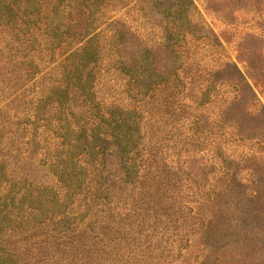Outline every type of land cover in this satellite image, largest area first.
<instances>
[{
  "label": "rangeland",
  "instance_id": "374dc122",
  "mask_svg": "<svg viewBox=\"0 0 264 264\" xmlns=\"http://www.w3.org/2000/svg\"><path fill=\"white\" fill-rule=\"evenodd\" d=\"M2 1L6 3H0V24L4 23V19H15L26 32L35 26L37 30L30 41L19 43V47L14 45L17 55L23 60L12 63L0 58V123L4 124L0 143L5 146L0 151V155H4V161L0 162V181L7 179L3 176L5 172L20 175L45 172V159L49 155L37 157L41 148L46 147L45 151H49L46 141L50 138L42 134L43 130L48 129L57 136L64 131L60 128L65 127L66 123L73 129V123H80L83 119L78 115L69 118L73 113L72 108L66 120H63L65 115L57 113L55 109L49 115L47 110L58 105L62 110L66 105L79 107L82 96H86V84L94 91L96 101L108 98L118 101L121 107L114 108L116 116H129L132 110L137 112V115L130 116L132 119L136 117L138 125L133 126L130 121L128 127L123 123L125 126L122 127L120 139L109 138L107 143L101 144L104 148L113 147L115 151L110 158L108 172H101L102 178L108 176L109 182L117 172L114 166L117 157L122 155L124 159H131L121 168L126 173L123 184L129 190L120 195L117 210L109 214L102 206L105 202H101L103 187L98 192L91 191L86 195L91 194V200L96 195V201L83 211L82 217L75 221L66 219V222L78 227L85 226L89 230L86 235L98 237L92 241V246L83 245V240L80 245H75V253H66L71 251L68 247L71 240L79 238L76 234H69L65 244L67 249L59 247L67 261L69 255L74 254L73 261L69 260L67 264H75L80 257L83 264L87 261L88 264H264V142L260 145L258 142L262 139L257 136V133L263 134L264 122L259 114L251 116L245 111L249 93L243 89V95L237 101L222 107L227 124H222L221 129H210L209 121L213 118L211 107H206L205 111L201 108L204 112L196 116L198 123L191 120L192 112L187 121L184 118L185 110L180 113L170 103L163 105L162 99L169 95L167 89L160 88L161 92L157 93L140 91L132 95L125 86L130 80L126 75L128 73L119 72L120 68H112L114 65L110 60L114 56L111 49H118V56L124 53L130 59L133 55L125 53V46H135L134 49L141 52L138 36L152 43L161 33L168 35L167 31L174 28L172 26L178 21L191 33L194 29V32L197 31V27L185 23L180 17L176 20L175 14L170 12L173 0H54L56 9L48 16L38 15L40 9L48 6L47 0ZM193 3L197 9L196 15L193 14L195 20L199 17L208 29L211 37L206 36L209 40L216 38L221 46L216 50L220 57L215 56L216 62H213L218 68L211 75H215L217 83L227 81L234 75L231 67H223L226 59L228 63H234L244 74L246 83L255 88L250 80L252 70L246 69V66L264 71V6L257 10L245 9L236 0H193ZM186 12L190 14L189 10ZM100 15H103L102 21ZM30 16L33 19L27 20ZM87 25L92 28L90 33L105 37L98 40V45L104 51L98 57L87 54L72 63L64 62L66 55L83 44V41L68 36L76 34L80 26L88 28ZM102 29H105L104 33H100ZM114 30L118 35L110 39ZM242 49L245 53L241 52ZM3 54L6 56L10 52ZM36 60L39 65L34 66ZM248 60L251 64L246 62ZM127 64L130 66L132 63ZM27 69L29 73L26 75L24 71ZM161 72L159 67L152 71L151 79L171 83V78L167 82V77ZM221 89H224L223 100L233 99L234 90L230 86ZM255 90L259 100L264 101V95L259 93L258 88ZM184 91L186 94L183 97H190L195 92L189 87ZM71 95L73 99H70ZM40 98L44 100L40 107L43 112L39 116L36 111L35 118L30 122L27 118L30 107L33 110L38 108ZM108 103L105 102L106 106H109ZM219 108L215 105L212 109L217 111ZM236 119L241 122L240 131L242 129L257 135L245 139L246 135L252 133L232 134L228 125H234ZM29 133L31 139L42 135L40 143L35 141L36 145L32 146L31 143L27 147L28 151L33 150L32 157L39 159L41 162L38 163L41 164L30 166L27 159L21 156L26 151L21 142L29 139ZM224 134L225 138H221ZM7 146L9 149L6 153ZM91 146L89 149L95 150L98 143ZM79 149L78 153H84L83 148ZM240 152H254L259 159L240 163ZM84 159L88 166H83L88 172L95 156H85ZM252 169L256 172L257 183L249 181ZM16 188L13 189L12 201L17 208L20 192H16ZM29 199L26 197V201ZM11 204L0 208V230L13 219L9 212L12 210ZM96 204L99 205L98 210L104 212L103 219L81 225L80 221L86 222L87 214L97 209ZM68 207H71L69 203ZM16 208L13 210H20ZM72 211L82 213V206L79 209L73 207ZM97 216L99 221L100 215ZM43 218L38 217L32 223H38ZM68 225L63 223L71 231L73 225ZM44 252L39 256L47 255ZM22 261L25 263L29 260L25 256Z\"/></svg>",
  "mask_w": 264,
  "mask_h": 264
},
{
  "label": "trees",
  "instance_id": "16d2710c",
  "mask_svg": "<svg viewBox=\"0 0 264 264\" xmlns=\"http://www.w3.org/2000/svg\"><path fill=\"white\" fill-rule=\"evenodd\" d=\"M47 1L48 6L40 9L38 15L45 14L48 16V13H54L57 4L53 3L54 0ZM150 1L154 2L157 0ZM236 1L237 3L241 2L245 9L257 10L261 6H264V0ZM0 3L2 4L6 2L0 0ZM7 5L8 4H6V6ZM170 9V12L175 14L176 20L180 17L181 20H185V23H191V25L193 24V27H197V31L194 32L196 30L194 29L191 33L189 29H185L183 25H179L180 21H175L177 23L172 26L174 28L167 31L168 35L161 33V36L152 43H148L144 38L138 36L141 43V52L137 49L135 50V46H125V53L133 55L130 59H127L128 56L125 57L124 53L122 56H118L116 53L119 52V50L112 48L113 56L118 59V61H116L112 56L113 59L111 58L110 60L112 65H114L112 68L116 70H119L117 68H120L119 72L123 71L122 73H128L126 75L130 80L125 84L127 90L134 95V93H139L140 91L145 93L150 91L157 93L161 92L159 91L160 88L167 89L169 95L166 99H162L163 105L166 106L170 103L171 105L176 106L177 111L180 113L185 110L184 118L187 121L190 119L192 112L193 116L191 120L194 123L199 122V119L196 118L199 112L203 113L206 107H211L210 111L213 118L209 121V127H211L210 129H221L222 124H227L222 107L225 108L226 105H231V103L237 101L243 95L241 91L245 89V91L249 93L247 97L248 103L244 106L245 111L251 116L255 113L259 114L263 117L264 122V101L259 100L255 90L258 88L259 93L264 95V71L254 69L253 67H249V65L246 66V69L250 68L252 70L250 80L253 81V85L255 86V88H253L252 85L246 83L244 74L241 73L237 66L232 62L228 63L225 59V62H223L224 64H221L223 67H231L234 75L230 79H227V81L217 83L215 75H211V73L212 71L215 72L218 68L216 63L213 62H216L214 60L215 56H217V58L220 57L216 50L221 46L216 38L213 37L214 39L209 40L206 36V34H208V29H206L204 24L201 23L202 21L200 22L201 19L199 20L198 17L195 20L194 16L196 15L197 9L193 0H173ZM188 10L190 12L189 15H187L186 12ZM31 16H35V14ZM31 16L28 17L27 20H30L31 18L33 19ZM100 16L101 19L103 15ZM23 18L26 17L24 16ZM100 21H102V19ZM111 23H113V21L110 22V24ZM87 26L88 28L84 26L78 27V29H76V34L68 36L69 38H76L83 41V44L81 47L76 48L74 51L66 55L63 60L64 62L70 61V63H72L76 58L80 59L87 54L92 57L93 55L98 57L104 51L100 48V44L98 45V40L105 38L103 34L100 35L95 32L90 33L92 28L90 29L89 25ZM31 30L33 31L31 32ZM31 30L26 32L24 28H20L15 19H4V23L0 24V52H2L0 58H2V61H11L12 63H15L23 60L17 55V48L14 47V45L19 47L21 46L19 43L30 41L32 39L31 37L35 35V31L37 30L36 26ZM51 30L55 32L58 31V29ZM104 32L105 29L100 31V33ZM132 34L134 38V33ZM44 35L48 36L46 33H44ZM117 35V32L114 30L109 38L113 39ZM208 36L211 37L209 34ZM27 37L28 39H26ZM47 40L50 41L49 38H47ZM6 51H9L10 54L4 56L3 53ZM135 51L137 52L136 54ZM241 52L245 53L243 49ZM32 62H34V59H32ZM128 62H131L132 64L128 66ZM246 62L250 63L249 60ZM162 63L163 65H161ZM33 65H39L38 60H36ZM125 67H128L129 69H126ZM158 67L162 70L161 73L167 77V82L171 78V83H169L171 85L167 83L165 84V81H161L158 78L151 79L153 75L152 71L157 70ZM24 72H26V75L29 73L28 69ZM143 82L145 84L141 87ZM85 86L87 87V91L84 92V95L86 96H82L83 100H81V105L79 107H74L68 103L71 106L67 107L66 105L63 110L59 105L57 107L51 106L47 110V114L49 115L51 112L53 113L55 109L57 113L65 115L63 120H66L67 116L71 114L70 111L72 108L73 113L69 118L78 115L83 119L80 123L74 122L73 129L70 128L68 123H66L65 127L60 128L64 129V131L60 132L57 136H54L48 129L43 130L42 134L45 136L49 135L50 138V142L49 140L46 141L49 151H45L46 147L41 148L37 157L40 155V157L43 156L45 158L49 155V158L45 159V172H40L38 173L39 175L31 173L20 175L18 173L5 172L3 176L7 179L0 181V208L6 207L8 204L12 203V210L9 212L13 216L11 222L2 226L0 230V264H33V262H35V264H59L60 261H62L63 264H67L69 263V260L72 262L74 254H70L69 260L67 261V259L62 257L64 251L62 252V250H59L60 246L67 249V245L65 244L69 239V234H76L79 238L71 240V243L68 245V247L70 246L69 250L71 251L66 253H75L76 246L80 245V242L83 240H85L83 245H87V247L92 246V243L94 242L93 240H96L98 236L92 237L90 234L86 235V233L89 232L88 228L85 226L78 227L77 225H74V223H68L66 222V219L75 221V219L82 217L83 211L87 210L91 203L96 201L94 198L96 195L92 197V200L91 194L86 196L88 193H91V191L92 193L93 191L98 192L99 188L103 187L104 197L101 198V202H105L102 206L106 207L105 211L109 214L110 211L117 210V205L120 203V195L127 193L129 190L128 186L123 184L126 173L122 171L121 168L129 163L131 159L128 157L124 159L122 155L117 157V162L114 164L117 172L114 173L109 182L107 180L108 176L102 178L101 172H108V167L111 162L110 158H112L115 151L113 147H111V149L108 147L104 148L101 144L104 142L107 143L109 138L116 137L120 139L123 135V128L125 126L123 123L128 127H130V121L131 125H138L137 120H135L136 117H133L132 119L130 116L131 114L137 115V112L132 110L129 113V116H116L114 108L121 107V105H118V101L114 99L108 100L109 98L96 101L95 93L92 88L90 90L89 85L86 84ZM227 86H230V88L234 90V97L230 101L221 98L224 95L222 93L224 89L221 88ZM186 87H189L191 91H195L194 94H191L192 96L183 97V95L186 94L184 91ZM219 89H221V91H219ZM73 98L74 97L71 95L70 99ZM40 99L38 108L33 110L30 107V114L27 117L30 122L35 118L36 111L38 115L40 112L41 114L43 112L40 110V107L41 102L44 103V100H42L43 98ZM106 101L109 102V106H106ZM215 105L220 107L217 111L212 109ZM201 108H203L204 111H201ZM105 118L109 119L105 120ZM234 121H236V125H228V128H231L233 132L232 134L238 136L240 132L252 133L251 135H246L244 137L245 139H250L252 136L259 134L257 135L260 136L258 139L262 140L258 143L261 145L264 142V132L263 134H256L254 132L243 131L242 129L240 131L239 128L241 127V122L239 119ZM32 126L33 124L30 123V127ZM0 129H2L0 130L1 133L4 130L3 123H0ZM99 130H101V133H99ZM103 130H105V132H102ZM225 136L226 134L222 135L221 138H225ZM36 137L31 139V133H29V139L21 142L26 150L21 156H23V159H27L30 166L35 163L41 164L39 159L36 158L35 160V157H32L33 150L32 152L27 150V147H29L31 143L32 146H34L36 145L35 141L38 143L41 142L42 135ZM92 143H98L97 149H89L92 148ZM132 146L133 149L136 148L135 143H133ZM80 147L85 150L84 153L77 152V150H80ZM84 147L88 149H84ZM4 149L5 146L0 143V151ZM8 149L7 146L6 153L8 152ZM91 155H94L95 159L92 160L90 170L87 172L85 166L88 163L84 157H89ZM238 157V162L240 163L249 160L256 162V160L259 159L254 152L249 154L240 152ZM3 161L4 155L2 154L0 155V162ZM38 161L40 162L38 163ZM7 170L11 169L8 168ZM52 170H55V172H52ZM249 177L250 183H257V175L253 169L249 172ZM137 182L140 184L139 180ZM15 187H17L16 192H20V199L16 201L17 208L20 209L19 211L13 210L16 208L12 201L14 198L13 189ZM26 197L30 198L29 201H26ZM68 203L71 207H68ZM141 204L143 203L141 202ZM80 206H82V213L80 211L75 213L72 211L73 207L79 209ZM95 206L97 207L99 205L96 204ZM97 215H100L99 221ZM103 215L104 212L100 209L98 210L97 207L94 212L87 214L86 222L80 221L81 225H88L90 222H100L103 219ZM42 216L44 218L40 222L32 223L33 220ZM119 217L121 218V216ZM63 223L69 224L68 226L73 225V229L69 231L68 227L63 226ZM117 227L119 229V226ZM19 229L21 230V233H18ZM37 231H41V233L38 234ZM102 234L104 235V233ZM101 239L103 240V238ZM44 251H46L49 257L47 255L39 256ZM25 256L29 261L23 263L22 260ZM40 257H43L42 260H40ZM88 263L89 262L87 261L84 264ZM75 264H83L82 258L80 257L79 259H76Z\"/></svg>",
  "mask_w": 264,
  "mask_h": 264
}]
</instances>
